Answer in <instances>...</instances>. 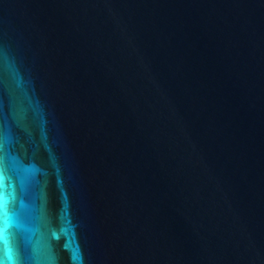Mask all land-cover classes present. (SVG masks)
Here are the masks:
<instances>
[{"label":"water","instance_id":"95a60500","mask_svg":"<svg viewBox=\"0 0 264 264\" xmlns=\"http://www.w3.org/2000/svg\"><path fill=\"white\" fill-rule=\"evenodd\" d=\"M0 264H264V0H0Z\"/></svg>","mask_w":264,"mask_h":264}]
</instances>
